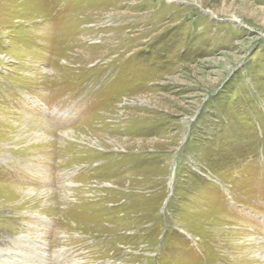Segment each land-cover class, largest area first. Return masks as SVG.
Listing matches in <instances>:
<instances>
[{
	"label": "rangeland",
	"instance_id": "374dc122",
	"mask_svg": "<svg viewBox=\"0 0 264 264\" xmlns=\"http://www.w3.org/2000/svg\"><path fill=\"white\" fill-rule=\"evenodd\" d=\"M5 182L0 264H264V0H0Z\"/></svg>",
	"mask_w": 264,
	"mask_h": 264
},
{
	"label": "bare ground",
	"instance_id": "6f19581e",
	"mask_svg": "<svg viewBox=\"0 0 264 264\" xmlns=\"http://www.w3.org/2000/svg\"><path fill=\"white\" fill-rule=\"evenodd\" d=\"M6 119V118H5ZM34 122V121H33ZM36 123V122H35ZM17 127V126H16ZM15 127V128H16ZM18 128V127H17ZM27 128V127H26ZM3 129V128H2ZM22 129V128H21ZM9 130V129H8ZM19 130V129H18ZM47 130V129H46ZM15 131V130H14ZM11 132V131H10ZM19 132V131H18ZM9 133V132H7ZM47 133V132H46ZM71 133V132H68ZM6 134V133H5ZM7 135V134H6ZM5 135V136H6ZM13 135V134H12ZM15 135V134H14ZM26 135V134H25ZM28 135V134H27ZM26 135V136H27ZM39 135V134H38ZM37 135V136H38ZM41 135V134H40ZM44 136V135H43ZM72 136V135H71ZM10 137V136H9ZM66 137V136H65ZM12 138V137H11ZM23 138V137H22ZM20 139V138H19ZM40 139V138H39ZM45 139V138H44ZM55 139V138H54ZM9 140V139H8ZM48 140V139H47ZM51 140V139H49ZM54 143L56 141H53ZM47 145V143H46ZM50 145V144H49ZM54 144L50 145L53 146ZM48 146V145H47ZM49 147V146H48ZM50 148V147H49ZM55 148V147H54ZM33 151V149H32ZM86 156V155H85ZM36 158V157H35ZM55 158V157H54ZM7 161V160H6ZM5 161V162H6ZM66 163V162H65ZM22 164V163H21ZM33 164V163H32ZM8 165V164H7ZM64 165V164H63ZM66 165V164H65ZM32 166V165H31ZM37 166V165H36ZM60 166V165H59ZM11 167V166H9ZM65 168V167H64ZM68 168V167H66ZM41 170V169H40ZM71 170V169H70ZM8 172V171H7ZM12 173V172H10ZM66 175V174H65ZM14 178V177H13ZM9 180V179H8ZM10 181V180H9ZM10 183L5 182V185L0 184V196H4L5 200H16L17 196L20 195V193L24 192V188H20V187H14V186H9ZM12 185V184H11ZM44 191V190H43ZM26 192H29V194L34 195L35 191L32 189H27ZM83 193V192H82ZM84 194V193H83ZM22 195V194H21ZM24 197V196H23ZM28 197L23 198L22 201L25 203ZM85 201V200H84ZM17 203V202H16ZM2 204V203H1ZM7 204V203H6ZM9 207H13L11 206L13 204V202H9ZM17 205V204H16ZM6 206V205H5ZM9 207L5 210H11L9 209ZM4 210V211H5ZM1 211V210H0ZM3 211V212H4ZM22 211V210H20ZM2 212V213H3ZM8 212V211H7ZM40 212V211H39ZM46 212V211H45ZM11 213V212H10ZM15 213V212H14ZM41 213V212H40ZM22 214V213H21ZM21 216V215H20ZM34 216V215H33ZM42 216V215H41ZM2 217V216H1ZM30 217V216H29ZM36 217V215H35ZM37 223H35V232H27L26 235H23L21 237L16 238L15 241H12L11 243L13 244V246H17L19 248V254L20 252H22L18 258L16 262H13L12 260H10L9 258H7V260H5L6 263L8 264H43L44 263V258L47 255V253L45 252L46 249L45 246L47 247L48 242L46 241L45 237H47L46 234V226L44 227H40L38 228ZM39 224V223H38ZM30 228L33 227V225L29 226ZM10 237V236H9ZM47 242V243H46ZM3 244V243H1ZM0 244V245H1ZM5 244V243H4ZM3 248V247H2ZM264 247H262V250L260 252V257L262 258V261H264ZM16 256V255H15ZM14 260V259H13ZM256 261V260H254ZM21 262V263H20ZM252 262V261H251Z\"/></svg>",
	"mask_w": 264,
	"mask_h": 264
}]
</instances>
